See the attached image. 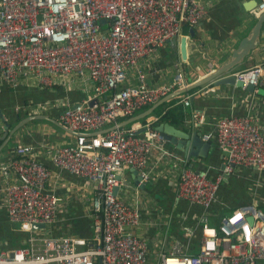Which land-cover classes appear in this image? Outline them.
Listing matches in <instances>:
<instances>
[{
  "label": "built area",
  "instance_id": "1",
  "mask_svg": "<svg viewBox=\"0 0 264 264\" xmlns=\"http://www.w3.org/2000/svg\"><path fill=\"white\" fill-rule=\"evenodd\" d=\"M264 13V0L255 11ZM208 15L203 0H0V80L17 89L30 80L43 88L90 87L91 97L67 103L62 126L78 133L76 142L50 148L53 165L96 186L92 201L93 239L73 235L28 238L27 247L0 250V264H262L264 213L246 205L220 213L217 227L209 224L223 181L240 170L264 172V132L251 114L220 119L213 142L221 155L214 179L188 166V160L168 146L152 128L155 118L126 130L118 122L131 118L186 84L181 71L161 85H150L141 62L154 56L182 33L183 25L197 26ZM102 21H105L102 24ZM258 90L264 64L234 74ZM183 99L190 105L193 96ZM196 126L205 123L194 113ZM36 147L22 145L16 156L0 164L3 207L10 223L32 233L34 226L56 223L62 199L47 190L53 171L34 155ZM170 161L175 168L178 200L199 206L203 214L195 228L184 227L187 243L171 238L163 251L153 250L136 234L142 210L121 192H134L124 172L137 170L142 185L151 181L149 160ZM115 189L118 193L115 194ZM139 205V206H138ZM187 219H183L186 221ZM153 227L157 224L154 222ZM199 229L197 251L191 252ZM37 230V229H36ZM39 230V229H38Z\"/></svg>",
  "mask_w": 264,
  "mask_h": 264
},
{
  "label": "crops",
  "instance_id": "2",
  "mask_svg": "<svg viewBox=\"0 0 264 264\" xmlns=\"http://www.w3.org/2000/svg\"><path fill=\"white\" fill-rule=\"evenodd\" d=\"M203 2L208 8V15L202 23L197 26L183 25L181 35L176 37V43L170 40L154 56L141 62L150 85L171 82L179 70L187 85L209 75L230 59L233 51L237 49L241 40L248 36L258 19L255 11L260 0H203ZM260 41V46L231 74L264 64V28ZM184 47L186 57L182 54ZM196 92L200 95L193 96L190 105L186 106L182 102L183 99ZM91 95L90 87L82 90L79 83L72 84L70 89L59 85L43 88L35 80H30L13 89L3 85L0 80V164L14 158L19 146H35V158L53 171V178L47 190L62 199L56 223L29 233L10 223L3 207V194L0 192V250L12 253L19 248L27 247L28 238L31 236L41 238L42 235L56 237L73 235L87 242L92 241L94 236L92 201L96 186L87 179L57 169L48 153L50 148L76 142V133L65 129L60 123V117L67 103H78ZM178 98L182 114L175 119V124L166 123L190 136L200 133L203 137L207 133H213L215 124L220 119L233 114H251L264 132V77L258 90L253 93L236 85L209 84ZM194 113L203 115L205 119L203 125L194 124L192 118ZM128 119L119 121L118 126L124 128L131 125L128 130L137 129V132L142 130L139 129V125L143 123L139 122L125 126L124 123ZM21 124L24 125L4 142L6 133L11 131L13 133ZM209 143L211 148L205 158H188L182 152L179 153L188 160V166L200 168L209 174L210 179H214L221 164V155L216 145L213 142ZM149 166L151 181L143 185L144 188L134 184L131 171L124 172L123 177L138 188V194L121 192L120 196L130 205L139 203L141 207L142 225L134 232L148 241L153 250L161 247L164 251L169 246L171 238L188 242L185 240L183 228H195L203 209L176 198L174 192L176 171L170 161L157 164V153H154L149 160ZM2 184L0 177V189ZM246 205H255L264 213V172L259 173L253 169L240 170L223 181L209 216V224L217 227L220 213ZM184 218L187 220L183 221ZM154 222L157 224L156 227L152 226ZM197 236L200 237L198 228L191 242L193 253L197 251L199 241L196 240Z\"/></svg>",
  "mask_w": 264,
  "mask_h": 264
},
{
  "label": "water",
  "instance_id": "3",
  "mask_svg": "<svg viewBox=\"0 0 264 264\" xmlns=\"http://www.w3.org/2000/svg\"><path fill=\"white\" fill-rule=\"evenodd\" d=\"M257 21L253 26L252 30L249 32L248 36L241 40L237 49L232 53L230 59L225 62L221 67L210 73L209 75L203 77L202 79L196 81L195 83L179 89L173 93H170L163 99H161L156 104L152 105L150 108L145 109L141 113L135 115L134 117L129 118L124 125H130L135 122H140L148 117H150L158 108L163 106L165 103H168L186 93L197 90L201 87H204L209 84H214L215 86L221 85H236L239 88H246L249 92H254V87L251 85H245L243 81L237 80L234 74H231L236 68L241 65L252 53L255 51L261 44V34L264 28V13L257 17ZM105 21H102L104 24ZM177 39L174 38L171 40L172 43H176ZM184 43V40H183ZM183 57H186V49L183 48ZM30 120V119H28ZM24 124L19 125L16 130L7 132L4 138V142H7L9 138ZM121 127V126H120ZM156 130L160 133L162 139L167 142L168 146L182 152L188 158H205L211 148V143L205 142L202 139V134H195L190 136L187 133H184L181 130L176 129L169 123H160ZM146 132V129H142L134 135H140ZM78 133H76L77 135ZM200 170V168L198 169ZM133 175L134 184L137 186H144L141 183V177L137 170H131ZM115 194L118 193V189H115ZM45 228V226H34V229Z\"/></svg>",
  "mask_w": 264,
  "mask_h": 264
},
{
  "label": "trees",
  "instance_id": "4",
  "mask_svg": "<svg viewBox=\"0 0 264 264\" xmlns=\"http://www.w3.org/2000/svg\"><path fill=\"white\" fill-rule=\"evenodd\" d=\"M178 100L179 98L174 99L168 103H165L163 106L158 108L150 117L140 121L139 123H144L150 118H155L156 121L154 122L152 126L153 129H155L160 123L169 122V123L175 124L176 122L175 119L179 118L182 114L180 105L178 104L179 102ZM180 119L183 120L182 117ZM130 126L124 127V129L128 130L130 129Z\"/></svg>",
  "mask_w": 264,
  "mask_h": 264
},
{
  "label": "rangeland",
  "instance_id": "5",
  "mask_svg": "<svg viewBox=\"0 0 264 264\" xmlns=\"http://www.w3.org/2000/svg\"><path fill=\"white\" fill-rule=\"evenodd\" d=\"M199 238H200V237L197 236V239H196V240H199ZM195 242H196V241H195ZM150 264H154L153 261H152V259H151V261H150Z\"/></svg>",
  "mask_w": 264,
  "mask_h": 264
}]
</instances>
